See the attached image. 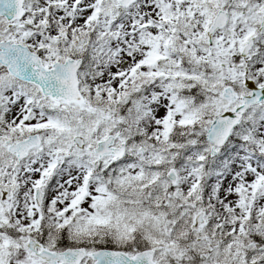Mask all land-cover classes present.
Masks as SVG:
<instances>
[{"label": "snow or ice", "instance_id": "6c2138e0", "mask_svg": "<svg viewBox=\"0 0 264 264\" xmlns=\"http://www.w3.org/2000/svg\"><path fill=\"white\" fill-rule=\"evenodd\" d=\"M0 264H264V0H0Z\"/></svg>", "mask_w": 264, "mask_h": 264}]
</instances>
